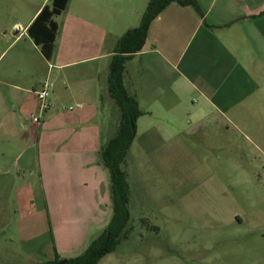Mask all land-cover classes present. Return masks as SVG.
<instances>
[{"label": "crops", "instance_id": "crops-1", "mask_svg": "<svg viewBox=\"0 0 264 264\" xmlns=\"http://www.w3.org/2000/svg\"><path fill=\"white\" fill-rule=\"evenodd\" d=\"M49 1L41 0L25 23L11 25L16 29L9 45L23 37L32 41L26 28ZM195 1L197 8L166 4L150 22L141 50L125 63V88L142 111L135 123L143 121L145 138L159 139L157 149L174 151L182 135L175 125L186 109L188 130L199 138L195 146L201 148L203 139L204 148L217 149L234 134L244 139L247 153L253 149L264 156V0ZM134 4L68 0L56 15L63 13L62 25L54 17L50 58L33 43L47 65L44 78L22 53L14 55L16 65L12 58L0 67V248L33 245L40 191L53 233L57 213L101 221L111 214L107 174L99 162L106 127L99 117L101 68L105 57L109 68L112 44L136 27L127 18L128 11L135 15ZM45 79L52 82L50 105L34 122L30 115L39 112L34 90Z\"/></svg>", "mask_w": 264, "mask_h": 264}, {"label": "rangeland", "instance_id": "rangeland-1", "mask_svg": "<svg viewBox=\"0 0 264 264\" xmlns=\"http://www.w3.org/2000/svg\"><path fill=\"white\" fill-rule=\"evenodd\" d=\"M40 1L0 0V67L12 58L16 65L14 55L22 53L30 58L32 68L39 67L37 77H45L47 65L40 60L39 47L25 37L9 45L16 29L11 25L25 23ZM134 1L137 11L135 15L128 11L127 18L137 26L147 0ZM63 17V13L56 16L61 25ZM109 46L110 42H104L105 49ZM108 60L105 57L102 61L100 78L104 94L99 117L106 126L102 131L104 142L115 133L119 119V109L107 91ZM20 62L23 65L26 60ZM186 103L185 108L191 100ZM184 112L175 125L182 135L181 145L174 151L157 149L159 139L145 138L143 121L135 123L122 164L129 185L126 237L96 264H264V156L253 149L247 153L244 139L234 134L217 149L204 148L203 139L201 148L195 146L198 134L193 136L188 130L190 117L186 109ZM109 120L114 121L112 127ZM165 141L171 144L172 140ZM103 168L109 184L108 170ZM39 195L34 202V209L39 210L34 214L38 234L33 245L1 247L0 254L6 260L0 263L52 261L55 252L60 257H74L109 220L110 214L101 221L70 219L67 213H57L53 233L41 191Z\"/></svg>", "mask_w": 264, "mask_h": 264}, {"label": "trees", "instance_id": "trees-1", "mask_svg": "<svg viewBox=\"0 0 264 264\" xmlns=\"http://www.w3.org/2000/svg\"><path fill=\"white\" fill-rule=\"evenodd\" d=\"M172 1L197 8L195 0H148L139 24L124 31L112 50L107 91L119 109V119L115 133L99 148V162L108 170L111 214L107 224L78 255L68 258L56 255L52 261L32 264H57L63 259L60 264H96L103 255L114 250L118 242L126 237L130 218L129 185L122 164L134 136L135 120L142 111L138 107L136 97L125 88L123 82L125 63L134 53L141 50L150 22ZM67 2L68 0H50V4H44L26 28L28 36L46 59L51 56L57 32L54 17L66 8Z\"/></svg>", "mask_w": 264, "mask_h": 264}, {"label": "built area", "instance_id": "built-area-1", "mask_svg": "<svg viewBox=\"0 0 264 264\" xmlns=\"http://www.w3.org/2000/svg\"><path fill=\"white\" fill-rule=\"evenodd\" d=\"M51 83L48 79L42 81L40 86L34 90L38 102V113H32L30 118L34 122H39L41 114L49 107V94H50ZM71 109L72 107L69 106Z\"/></svg>", "mask_w": 264, "mask_h": 264}, {"label": "water", "instance_id": "water-1", "mask_svg": "<svg viewBox=\"0 0 264 264\" xmlns=\"http://www.w3.org/2000/svg\"><path fill=\"white\" fill-rule=\"evenodd\" d=\"M64 261V259L63 260H61V261H59L57 264H60V263H62Z\"/></svg>", "mask_w": 264, "mask_h": 264}]
</instances>
